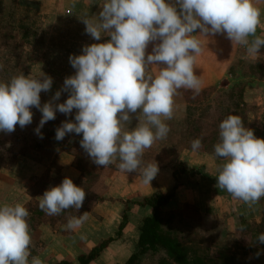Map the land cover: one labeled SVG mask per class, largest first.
Returning a JSON list of instances; mask_svg holds the SVG:
<instances>
[{
  "label": "clouds",
  "instance_id": "obj_1",
  "mask_svg": "<svg viewBox=\"0 0 264 264\" xmlns=\"http://www.w3.org/2000/svg\"><path fill=\"white\" fill-rule=\"evenodd\" d=\"M100 5L98 16L80 19L94 40L110 39L85 45L82 54L69 56L75 74L64 79L50 101L41 104L40 93L50 91L53 84L43 72L38 77L21 73L0 82V132L10 134L17 125L22 129L30 125L34 107L42 114L34 131L43 138L41 129L57 111L70 115L75 109L74 122L64 121L56 129L57 141L82 134L80 146L95 165L107 167L119 160L121 171L139 170L143 183L151 184L159 167L156 162L141 167L145 149L167 137L170 128L164 121L173 118L179 90H191L193 98L202 90V80L194 73L202 51L197 36L224 35L232 45L245 48L246 58L258 57L264 47V36L256 34L262 13L254 0H103ZM156 41L146 55L149 43ZM62 92L68 98L55 103ZM133 114L138 123L126 130ZM218 127L214 156L224 162L217 166L216 187L251 207L264 197V139L257 138L238 115H228ZM202 147L200 138L191 141L193 151ZM85 197V190L65 177L44 191L39 208L58 216L69 209L78 211ZM29 215L19 202L0 205V264H43L31 256ZM87 219L88 212L71 216L64 227L75 230ZM257 243L264 244V233Z\"/></svg>",
  "mask_w": 264,
  "mask_h": 264
},
{
  "label": "crops",
  "instance_id": "obj_2",
  "mask_svg": "<svg viewBox=\"0 0 264 264\" xmlns=\"http://www.w3.org/2000/svg\"><path fill=\"white\" fill-rule=\"evenodd\" d=\"M21 1L32 8L24 19L25 27L32 33L43 32L47 38L60 34L61 43L72 45L73 49L107 42L110 39L108 36H102L100 41L94 40L85 33V24L80 19L85 15L98 16L102 10L100 4L103 0ZM254 5L262 13L261 24L258 25L256 32L261 36L264 34V0H254ZM59 31L60 33L56 34ZM198 33L199 30L194 34ZM197 38L201 41L202 51L196 56L194 73L202 80L201 91L210 88L218 89L222 87V83H228L234 77L229 71L237 61L239 49L245 48L241 45H232L226 36L220 34L206 37L198 35ZM154 43L159 41L149 43L146 55L151 53ZM257 58L253 57L248 62L253 63ZM152 71L155 73L157 69L153 67ZM62 77L59 76L54 81L57 87L55 91L62 88L64 83ZM178 104L177 95L174 97V109ZM217 160L212 154L182 148L170 156V162L163 164L151 184H144L142 177L132 176L120 169L100 168L93 189L102 200L89 202L87 221L81 227L71 231L65 229L66 224H56L54 228L41 224L36 229L30 230L31 239L37 241L42 247L35 256L39 257L43 264H54L61 260L75 262L80 254L89 252L99 242L111 238L100 256L89 264H124L137 243L143 219L153 213L148 205L140 206L128 201L148 197L158 191L169 192L174 185L172 173L175 164H181L186 168H203L204 172L210 175L211 182L195 176V181L201 185L198 188L203 190L206 188L205 192H209L210 196L217 199ZM50 162V157H43L40 161H36L27 156L17 155L13 162H9V158L5 157L0 163V205L19 202L25 206L31 200L28 194L31 178L43 176ZM57 162L61 167L63 178H71L73 182L81 178L80 172L72 165V157L69 154L60 153ZM188 181L176 189L174 199L166 206L181 201L180 198L187 195V191L191 190L188 187ZM191 194L190 197L193 196ZM39 197L41 196L37 195L36 200L39 201ZM261 200L249 207V219L254 222H259V214L264 211V197ZM237 203L242 204L243 201H237ZM125 207L127 209L126 224L119 236H115Z\"/></svg>",
  "mask_w": 264,
  "mask_h": 264
},
{
  "label": "trees",
  "instance_id": "obj_3",
  "mask_svg": "<svg viewBox=\"0 0 264 264\" xmlns=\"http://www.w3.org/2000/svg\"><path fill=\"white\" fill-rule=\"evenodd\" d=\"M22 30V29H21ZM5 36L0 32V39ZM7 40L0 41V47L3 46L2 51L6 53H20L23 50L25 43H30L28 33H7ZM4 54L1 53L0 56ZM2 57V56H1ZM17 69L15 64L10 63L9 59H0V82H8L13 76H17ZM235 65L231 66L229 73L234 76ZM71 73L69 76L74 75ZM241 76H248L250 78H257L264 80V60L257 59L253 63L247 64ZM245 82H237L229 86L226 90L218 89L217 92L222 98H216L215 112L209 115L208 109L210 104H203L201 101L205 100L210 91L215 88H210L200 92L201 96H195L191 91L179 90L181 97V104L183 106V115L177 121L174 117L165 122L170 131L165 139L157 140L158 144H167L174 149L190 148L191 141L200 138L203 147L198 151L206 152L214 156V145L219 141V124L228 115H238L243 120L245 126L249 124L246 115L244 114L245 103L243 100ZM67 92H62L58 103H63L68 98ZM208 103V102H207ZM202 105V109L200 108ZM193 107L192 110H199L197 115L193 118L187 116V110ZM205 109V112H204ZM186 112V113H185ZM76 114L74 109L70 115H65L56 112V118L44 124L41 132L43 138H40L35 129L39 125L40 120H35L32 124L20 128L16 126L15 131L4 136L0 132V163L5 157L9 158V162H13L18 156H27L36 161H40L43 157H50L51 162L48 164L45 174L41 177H32L31 185L28 188V194L31 200L25 205L29 210V217L27 218L30 229H36L41 224L54 227L56 224H67L71 216L81 215L84 212H89L88 204L90 201H101L102 198L94 192L96 184L97 172L100 168L95 165L89 158L87 153L81 148L80 140L82 134L75 133L68 134L61 141L55 139V132L64 121H73ZM215 115V117H214ZM175 122V123H174ZM133 124L126 125L128 130ZM65 152L72 157V165L80 172L81 178L74 182L77 186L82 187L86 192V197L82 207L76 211L69 209L58 216H48L39 208V202L36 196H42L44 191L50 187L61 184L64 179L61 174V167L57 162V157L60 153ZM145 154H143L144 156ZM143 158V157H142ZM217 158V157H216ZM220 159V158H219ZM119 160L107 166L112 169H119ZM194 176H201L209 180L210 175L204 172L203 168H186L181 164L173 165L172 177L174 185L169 192L163 193L161 191L155 192L148 197H142L140 200H135L140 206H150L153 213L149 217H145L140 227V233L137 243L124 264H141L142 257L151 250L161 251L165 257L174 264H238L235 262L233 256H223L221 254L208 255L206 252L196 251L192 246L180 237L176 229L170 227V222L177 216L184 217V211L165 212L164 207L174 199L176 189L184 185L186 181ZM126 207L122 212V219L118 226V231L115 236H119L121 230L124 228L127 221ZM180 220V221H181ZM245 227L246 225L243 224ZM264 233V211L261 212V221L257 224H249V239L253 244V254L257 256V252L264 253V244L257 243L259 234ZM111 238L99 242L92 247L89 252L80 254L75 262L61 260L54 264H89L91 261L100 256L102 250ZM40 250L37 242H32L30 251L31 256H34ZM260 256V255H259ZM229 260V261H228ZM222 262V263H220ZM249 264H255L249 261Z\"/></svg>",
  "mask_w": 264,
  "mask_h": 264
},
{
  "label": "rangeland",
  "instance_id": "obj_4",
  "mask_svg": "<svg viewBox=\"0 0 264 264\" xmlns=\"http://www.w3.org/2000/svg\"><path fill=\"white\" fill-rule=\"evenodd\" d=\"M31 10L32 8L25 5L21 0H0V32L5 34L0 41L7 40L8 37L6 34L11 32L19 34L26 32L28 33L29 41H31L30 43H25L20 53L8 54L0 49V54H4V56H0V59L2 61L6 58L9 59L10 63L15 64L18 75L23 73L32 77H38L40 73L43 72L52 77L53 84L51 90L40 93L41 104H43L50 101L54 96L56 92L55 89H57L54 81L57 80L59 76H63V80V78L65 79L68 77L67 75L75 73V69L72 68L69 62V56L82 54L83 46L73 49L72 45H64L61 43L62 39L60 34H57L60 33V31L56 32L57 35L51 36L50 38L45 37L43 32L35 34L29 31L25 27L24 19L29 15L28 13ZM0 48H3V46ZM259 56L260 57L256 58L264 60V47H261L259 50ZM251 58L253 57L246 58L245 49H239L237 61L235 62L236 71L234 77L230 79L228 83H222V87L218 89L226 90L234 83L239 81L245 82L243 95L245 103L244 114L249 122L246 127L252 129L257 137V135L264 130V80L241 76L244 67L250 64L248 61L251 60ZM60 82L62 81L60 80ZM218 89L215 88V90L210 91L205 100L201 101L202 105L210 104L209 108H207L209 115L215 112V106L217 105L215 104L216 98L223 97H220V94H218ZM200 96L201 94L199 97ZM178 97L179 104L174 109L173 113L174 121H177L183 115V106L179 94ZM55 103H57V101H55ZM202 105H199L201 109ZM189 108L190 109L186 111L189 118L195 117L200 110H192L193 107ZM31 111L33 113L32 123L35 122V120H41L42 114L38 109L33 107ZM135 115L136 114H133V124L128 130L135 127L138 123V120L135 119ZM167 121L169 120H165L164 122ZM2 134L6 136L4 132ZM178 150L180 149H174L170 145L163 143L158 144L156 141L150 148L145 149L141 167L146 166L148 163L156 162L160 169L164 163L169 161L170 156L175 154ZM217 159V166L224 162L219 158ZM128 174L135 177H142L139 170ZM200 177L201 176L197 178L200 179ZM195 178L194 176L188 181V187H190L192 192L188 190L187 195H183V197L180 198L181 201L164 207L165 212L168 213L178 212L179 210L184 211L182 220L180 217L175 216L170 222V227L176 229L178 235L182 237L187 245L192 246L196 251L206 252L208 255L221 254L223 256H233L235 262L238 264H249V261L255 264H264V253H260L262 252L260 251V256L255 257V254H253L254 247L252 241L249 239V224L259 223L261 221V214H259V222H254L252 219H249V206L244 202L239 204L237 201L240 202L241 200L235 198L229 199L221 195H218V198L214 199L210 196L211 194L209 192H205L206 188H204V190L198 188L201 185L198 181H195ZM190 194L193 196L190 197ZM140 199L141 198H138L136 200ZM261 199L259 202L262 201ZM134 201L135 200H129L128 202L133 203ZM243 224L246 226L244 227ZM32 242L37 241L32 240ZM38 246L41 250L42 247L39 243ZM141 264L174 263L167 259L163 252L151 250L142 257Z\"/></svg>",
  "mask_w": 264,
  "mask_h": 264
},
{
  "label": "flooded vegetation",
  "instance_id": "obj_5",
  "mask_svg": "<svg viewBox=\"0 0 264 264\" xmlns=\"http://www.w3.org/2000/svg\"><path fill=\"white\" fill-rule=\"evenodd\" d=\"M257 138L264 139V130H262V131L257 135ZM216 183H217V180H216ZM216 191L218 192V195L224 196V197L229 198V199H232V198H233V197L231 196V194L227 193V192L224 191V190H220V189L216 188Z\"/></svg>",
  "mask_w": 264,
  "mask_h": 264
},
{
  "label": "water",
  "instance_id": "obj_6",
  "mask_svg": "<svg viewBox=\"0 0 264 264\" xmlns=\"http://www.w3.org/2000/svg\"><path fill=\"white\" fill-rule=\"evenodd\" d=\"M261 36H264V34H262Z\"/></svg>",
  "mask_w": 264,
  "mask_h": 264
}]
</instances>
